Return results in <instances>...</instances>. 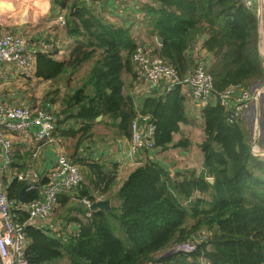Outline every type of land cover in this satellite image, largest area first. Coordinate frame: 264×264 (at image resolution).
<instances>
[{"label":"trees","instance_id":"obj_1","mask_svg":"<svg viewBox=\"0 0 264 264\" xmlns=\"http://www.w3.org/2000/svg\"><path fill=\"white\" fill-rule=\"evenodd\" d=\"M53 1L68 9L65 29L76 43L63 61L46 51L34 53L33 77L42 83H61L65 89H46L41 106L30 109H44L55 117L57 137L80 135L70 143L69 158L81 168L84 182L58 198L56 217L78 225L77 233L66 237L37 226L27 211L32 201L42 199L51 180L40 178L35 189L23 193L25 203H21L23 180L16 175L6 186L26 233L28 264H264V158L251 150V122L241 118L230 122V112L219 100L229 87L248 89L264 79L257 10L244 0L140 4L137 12L145 16L153 54L180 78L203 62L214 78L215 92L201 112L205 134L199 145L201 168L172 175L150 157L120 185L119 164L93 157L95 126L111 122L115 137L131 139L132 123L140 111L156 126L157 152L172 145L187 149L191 145L187 138L175 143L182 125L194 123L188 116L184 86L165 88L162 96L148 95L137 110L133 91L127 90L141 80L133 60L139 43L132 25L109 23L94 13L89 3L97 0L86 5L79 0ZM158 37L163 39L161 46ZM202 39L195 63L190 50ZM125 75L133 80L127 83ZM100 116L104 118L98 121ZM26 162L25 158L13 164L24 171ZM98 198L112 199V210L91 211L84 203ZM76 211L82 217L73 216ZM192 241L193 252L175 250Z\"/></svg>","mask_w":264,"mask_h":264},{"label":"built area","instance_id":"obj_2","mask_svg":"<svg viewBox=\"0 0 264 264\" xmlns=\"http://www.w3.org/2000/svg\"><path fill=\"white\" fill-rule=\"evenodd\" d=\"M89 2L90 0H85ZM249 8H255L254 1L244 0ZM264 13V0H261ZM256 9V8H255ZM62 24L66 23L63 15L58 17ZM140 79L150 86H157L171 79L167 91L177 85L189 87L191 95L200 107L210 103L215 92L214 78L203 62H199L193 71L180 78L174 68L167 64L161 57L151 54L144 44L140 43L133 55ZM35 62L34 55L30 51L29 41L22 35L7 33L0 24V68L3 64L14 65L22 71L26 77L30 73ZM35 68V67H34ZM245 99L242 105L240 100ZM221 104L230 112V122L234 118L250 119L255 115L253 125L257 129V136L251 150L254 155L264 153V83L258 82L248 89L240 86L227 88L219 94ZM139 114L132 123L129 156L140 155L147 150H153L155 146L156 126L149 115ZM37 128L36 138L42 144L49 143L55 138V117L44 109L32 110L27 106H10L0 101V146L4 152L5 164L0 165V170L5 169L11 161L13 142L8 138L9 133L28 134L32 128ZM253 143V141H252ZM51 183L45 189V198L32 201L27 206L32 218L48 219L54 213L59 195L67 190L78 187L84 182L81 168L73 163L66 153H60L57 167L50 174ZM20 180L38 178L33 171L18 174ZM84 203L90 207L88 200ZM27 237L24 227L19 221L14 210V202L9 198L4 187H0V264H28L25 258ZM196 242L178 246L176 251L193 252Z\"/></svg>","mask_w":264,"mask_h":264},{"label":"crops","instance_id":"obj_3","mask_svg":"<svg viewBox=\"0 0 264 264\" xmlns=\"http://www.w3.org/2000/svg\"><path fill=\"white\" fill-rule=\"evenodd\" d=\"M28 1L29 0L27 1L12 0L10 5H6L2 2V0H0V24L4 27L5 30H9L8 27L9 25H12V23L13 24L17 23L20 26V28L18 31L13 30L16 31V33H21L22 30H24L23 32H25L26 29H23L24 27L21 26L27 24L29 27V29L26 30L27 39L29 41L30 51L32 52L33 55L38 51H46L52 53L53 57L56 60H60V61L66 60L69 57L74 44L76 43V37L67 33L65 29L66 23L62 24L59 21L58 17L63 15L65 17V20L67 21L66 16L69 13L68 9L59 7L54 3L53 0H31L32 5L34 6V10L31 12L32 14L29 15L26 9L19 8V5L24 6L25 3H27ZM72 1L77 2V0H69V3L73 4ZM79 1L81 2V3L79 2L81 5L87 4L85 0H79ZM146 1L148 0H97L89 4H91L94 13L101 15L109 23H114L118 25L126 23L128 27L132 25V32L136 39H137L136 33L138 31L137 29L141 28L143 34L141 35V42L139 43H143L145 47L146 46L149 47V49L147 48L146 49L148 51H151L150 50L151 47L149 46V44H151L153 48V43H151L153 41H150L147 36L148 32L146 29L147 24L145 23V16L143 17L142 13L137 12L138 9L140 8V4ZM143 18H144V24L142 22ZM263 23H264V13H263ZM157 44L160 45L158 41ZM202 44H203V39L199 40L195 45H193V47L190 50L191 56L194 59L193 61H195V63H196V59L200 55ZM203 56L206 57L207 59H212L211 55L206 51H203ZM13 67L15 66L9 64H3L1 66L0 84L3 83L2 81L4 80V78L6 80H8L9 77L12 79L15 78L16 75L15 73L13 75V69H14ZM86 67L87 66H84V69ZM83 74L84 73H81L80 75L77 76V78H79ZM125 79L127 83L131 82L129 75H125ZM38 85L39 88L42 85L45 87V89H50V88L54 89L56 87L65 89L63 87V84L61 83L53 84L51 81H44L43 83L38 82ZM134 87H136L135 88L136 90L138 89V93L136 92V90L133 91ZM134 87H130L127 90L133 91V94L136 96L134 97H135V103L137 105V109L141 105L143 98L153 94L157 96H162L164 95L165 88L167 91L166 82L164 81L158 84L157 86H149V84L146 83L145 81L141 85L135 82ZM141 87L143 91L139 92ZM65 91L66 93L69 92L67 90ZM184 93L186 95V100H187L188 116L190 120H193L194 123L182 125V133L178 134L175 137V139H177L178 136H179V141L184 138H187L189 141H191L192 144V136L195 131V129L192 128V126H195L197 122H201L203 128V137L205 135L203 121L201 119V112L203 107H200L199 104L194 100V98L191 95V90L189 89V87L184 86ZM38 99L34 101L31 100V102L33 103L39 102L37 101ZM212 99L213 98L210 99V102L212 101ZM41 102L42 101H40L39 104ZM59 105H60V101L54 104V107H58ZM103 118L104 117L102 116V118L98 119V121H101ZM94 131H95V141L91 145L93 157L95 159L102 158L105 161L116 162L119 164L118 183L120 185L123 183V181L127 178L128 174L134 168L144 163L147 159H150V157L151 159L161 163L162 165H165L166 168L169 171H171L172 175L177 172H184L186 169L201 168L202 166V158H203L202 153L200 157L201 166L199 167H194L189 164H185L184 163L185 160L183 156L185 154H181L180 156H177L175 151H170L171 155L168 156V153H156L153 150H147L145 152H142L140 155L130 157L129 156L130 139L126 137L122 139L115 137L111 122L98 123L95 126ZM36 132H37V128L34 127L30 130L28 134L25 135L19 133H9L7 135L8 138L12 140L14 147L11 155L10 164L4 169L5 172L7 173L6 176L7 178H4L5 180L2 181V187L6 188V186H8L11 183V180H13L16 177V175L18 176L19 173L28 172V171H33L34 173H36L38 175V178L36 180L34 178L24 180L25 186H28V189L25 192L35 189L40 178L41 180L49 179L47 181H50L51 180L50 174L57 167L60 153H66V155L70 157V153L73 152L72 148H70V143L75 142L80 137V135H77V138L64 137L60 135L59 137H57L55 134V138L53 141L46 144H42L37 140ZM203 137L201 139V142L203 140ZM201 142H199V145ZM87 145L84 144L86 150L90 148ZM173 154L175 155V157L178 158L175 161L173 160L174 158ZM15 155L16 157L19 158V160L16 158L13 159ZM25 158L27 162L22 165L25 166V170L21 171L20 168L13 163H21ZM177 160L178 162H176ZM5 162L6 161H5L4 152L2 150V147L0 146V165L5 164ZM117 188H119V185L117 186ZM42 194L43 195L41 198L43 200L45 198V190L44 192H42ZM100 199L102 198H98L97 200ZM21 203H25V202L21 201ZM113 206H114V202L112 201V207ZM21 207L25 208L26 206L22 205ZM59 208H60V204H58L55 207L54 210L55 212L48 219L32 218L30 216L29 211L28 213L31 221L34 224H36L37 226L45 227L48 230L49 229L54 231L58 230L61 232V235H63V237H66L67 235L73 233L74 234L77 233L78 231L77 224H70L65 219L62 220L61 218L58 219L56 217V212L58 211ZM14 210L18 215L17 208L15 206H14ZM73 216L82 217L78 211L73 212ZM150 264H155V263H150Z\"/></svg>","mask_w":264,"mask_h":264},{"label":"rangeland","instance_id":"obj_4","mask_svg":"<svg viewBox=\"0 0 264 264\" xmlns=\"http://www.w3.org/2000/svg\"><path fill=\"white\" fill-rule=\"evenodd\" d=\"M11 1L12 0H2V2L4 4H6V5H10ZM249 1H252V0H249ZM24 6L23 5H19V8L26 9L28 11L29 15H31L32 14L31 12L34 10V6L32 5V1L29 0L27 3H25ZM254 6H255V3H254ZM8 27H9V30H5L4 29L7 33H14L15 32L14 34H16V35L20 34V35H22V36L27 38L26 30L29 29L27 24H24V25L21 26V27H24L23 29H26L25 32H23L24 30H22L21 33H16V31H13V30H17V31L19 30L20 26L17 23L16 24L12 23V25H9ZM137 30L138 31L136 33V36H137V40H138V43H139V42H141V35L143 34V31H141V28H138ZM259 33L261 34L260 40H259V52H260V58H261V61H262V55H264V23H263V21L261 23V27L259 28ZM150 53L153 54L152 51H150ZM34 58H35V56H34ZM262 64L264 66L263 61H262ZM13 68H14L13 69V75H14V73L16 75L15 78L12 79V78L9 77L8 80H6L4 78L5 81L3 80L2 81L3 83L0 84V101H6L8 103H11L10 106H25L26 105L29 108L33 107V106L34 107L41 106L39 104V102L43 100L44 96L48 92L45 89V87L42 86V85L39 88L38 81L35 80L36 79L35 77H33L34 73H35L34 66H33V69L31 70V73H30V76L33 74L31 77H33L34 80H31L30 77H27V76L25 77L23 75L22 71L20 72V70L17 69V67H13ZM131 77L132 76H130V81L133 80ZM170 81H171V79H169V81L166 80V85L167 86L169 85V83H171ZM262 81H264V79L259 81V82H262ZM139 82H141L140 85L144 83L142 80H139ZM137 84H139V83H137ZM138 87H140V86H138ZM135 88L136 87H134L133 91L136 90ZM142 91H143V89L141 87L139 92H142ZM136 92L138 93V89L136 90ZM36 99H38L37 101H39L38 102L39 105L37 104V102L33 103V102L30 101V100L34 101ZM28 101H30V103ZM240 103H242V105H243L245 103V99L240 100ZM255 112L258 113V108H257V111H255ZM257 113H255V115L253 117L248 119L251 122L252 126L254 125V122L256 120ZM192 128H194L195 131H194L193 136H192V144L189 146V148L182 149L180 146L174 147L172 145L166 151H163V152L160 151V150L157 152L155 147L153 148V151L156 152V153H168V156L171 155L170 151H175L177 156H180L181 154H185V155H183L184 156V160H185V162H184L185 164H189V165L194 166V167L201 166L200 165L201 164V161H200L201 160L200 159L201 150L199 148V142H201V139L203 137V128H202L201 122H197V124L195 126H192ZM253 133H254V131H253ZM178 142H179V136H178L177 139H175V143H178ZM173 156H174V158H173L174 161L176 159H178L177 157H175L174 154H173ZM257 156H261L262 158H264V153L257 154ZM176 162H178V160ZM6 176H7V173L5 172V170L1 169L0 170V181H1L0 187H2V181L5 180L4 178H7Z\"/></svg>","mask_w":264,"mask_h":264},{"label":"water","instance_id":"obj_5","mask_svg":"<svg viewBox=\"0 0 264 264\" xmlns=\"http://www.w3.org/2000/svg\"><path fill=\"white\" fill-rule=\"evenodd\" d=\"M255 3V7L257 10V15H258V23H259V28L261 27V23L263 21V10H262V6H261V0H254ZM259 40H260V33H259ZM157 41L159 42L160 45L163 44V39L161 37L157 38ZM262 61L264 63V55H262ZM264 83V81H263ZM259 112V109H258ZM102 116H100L98 119H101ZM256 136H257V129L255 130V136L253 137V143L252 145H254L255 141H256ZM210 182L213 183L214 179L213 178H209ZM28 189V186H25L22 191H21V201H24V197H23V193ZM99 209H104L108 212H110L112 210V200L110 198L108 199H100L95 201L94 203H92L90 205V210L91 211H97Z\"/></svg>","mask_w":264,"mask_h":264}]
</instances>
